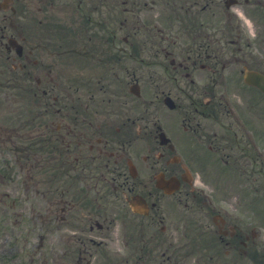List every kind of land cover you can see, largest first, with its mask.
<instances>
[{
  "label": "flooded vegetation",
  "instance_id": "af4514ba",
  "mask_svg": "<svg viewBox=\"0 0 264 264\" xmlns=\"http://www.w3.org/2000/svg\"><path fill=\"white\" fill-rule=\"evenodd\" d=\"M230 2L253 16L264 6L0 0V209L18 227L34 213L41 264H184L190 243L205 258L218 247L226 264H250L255 235L242 218L206 206L201 187L212 162L241 179L264 176L262 128L217 89L235 81L233 64L241 77L259 68L245 59L240 24L219 11ZM172 181L171 196L157 186ZM138 197L145 214L130 209ZM170 197L185 203L179 244L160 213Z\"/></svg>",
  "mask_w": 264,
  "mask_h": 264
},
{
  "label": "rangeland",
  "instance_id": "374dc122",
  "mask_svg": "<svg viewBox=\"0 0 264 264\" xmlns=\"http://www.w3.org/2000/svg\"><path fill=\"white\" fill-rule=\"evenodd\" d=\"M246 52L249 53L251 62L255 65H259L260 69L264 72V48L246 50ZM237 74L238 71H235V75ZM145 87L146 89L148 88V80H145ZM222 89H224V87L219 88L220 91ZM240 91L242 93L241 95L233 88V91L228 94V97L231 99L229 101L234 104L237 110L241 111L242 115H248L251 118L255 117L257 127L262 128L264 133V98L260 99L256 93L251 92V90L248 92L242 87ZM250 100H252V104L250 103L249 105L248 103ZM34 110L33 105L28 107V111ZM256 142L259 143L258 140ZM262 145H264V135L260 141V146ZM204 169L208 176L207 181L202 182V188L205 191L206 200H204V202H206V206H214L215 211H220L222 215H227V212H229L242 218L244 224L248 227L246 230L247 234L251 237V232L253 231L257 235L256 242L257 240L260 241V243H257L262 254H264V179H260L258 175L255 174V176H251L246 180H241L232 173L222 170L221 167H217L216 163H214L213 166V162L208 164V169ZM242 182L245 183L243 184ZM249 186H251V188ZM250 189H258L260 191V196L256 197L250 194ZM199 204L200 202H193V205ZM162 212L164 213V224L171 229V231L168 232L172 234V238L174 240L182 238L184 236L183 230H173L183 222L182 214L185 213L183 202H178L175 198H167L162 203L160 213ZM258 212L262 215V218H259ZM125 219L126 221H130L131 217L126 216ZM209 222L211 221L209 220ZM27 223L29 222L27 221ZM32 223L31 225L27 224L26 241L23 246L25 253H21L24 255L22 264H36L37 261L35 257L36 253L31 251L35 248L34 245L36 241V230L32 226L36 225L35 220H33ZM14 231L17 232L18 230L14 229ZM0 244H4V242L2 241ZM3 249L4 253L11 254L12 251L18 249V246L11 247L10 245H4ZM1 255L0 250V256ZM196 262L194 257L185 260V264H196Z\"/></svg>",
  "mask_w": 264,
  "mask_h": 264
},
{
  "label": "water",
  "instance_id": "95a60500",
  "mask_svg": "<svg viewBox=\"0 0 264 264\" xmlns=\"http://www.w3.org/2000/svg\"><path fill=\"white\" fill-rule=\"evenodd\" d=\"M245 80L247 83L257 86L264 92V76L258 73L249 72L247 73Z\"/></svg>",
  "mask_w": 264,
  "mask_h": 264
}]
</instances>
